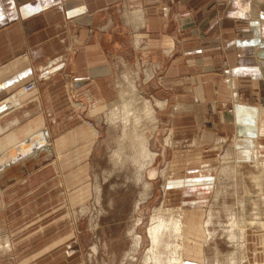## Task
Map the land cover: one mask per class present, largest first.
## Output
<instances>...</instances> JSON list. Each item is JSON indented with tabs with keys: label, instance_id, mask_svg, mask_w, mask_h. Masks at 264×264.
<instances>
[{
	"label": "crops",
	"instance_id": "crops-1",
	"mask_svg": "<svg viewBox=\"0 0 264 264\" xmlns=\"http://www.w3.org/2000/svg\"><path fill=\"white\" fill-rule=\"evenodd\" d=\"M200 1L188 6L180 0H0L2 255H11L17 242L11 235L13 228L10 229V211L14 207L11 204L22 195V190L27 192L36 188L35 184L41 177L37 173L49 167V171H56L58 176L61 171H73L72 174L77 173V176L91 166L88 161L101 130L90 125L89 120L83 116L75 115L58 120L69 108H84L82 103L77 104L74 99L71 100L73 93L89 94L90 109L87 115L96 118L99 123L103 122L107 116L106 109L120 106L122 91L134 90L140 93L137 78L143 75V65L147 68L143 75L144 82L157 77V81H153L159 89L169 87L178 91L184 86L183 76L194 73L192 82L195 101H177L174 104L178 110L173 113V124L168 131L163 132L161 113L168 111L169 100L155 98L153 102L141 95L155 108L156 121L153 122L155 126L151 135L161 138L166 146H174L173 135L186 130V127L182 129L177 126L178 122L185 121L192 114L191 122L199 125V120L202 122L201 119L206 118L205 113L209 107L218 113L219 106L227 102L220 96L221 91L228 95L230 93L233 105L231 128L236 148L231 149V152L227 151L226 155L232 154V158L235 157L234 160L244 168L246 165L254 167L257 173L253 171L252 178L257 186L263 187L264 0H230L224 7L217 4L202 5ZM219 8H224L222 11L225 15L213 22L224 30L203 38L197 20L207 15L205 13ZM244 25L246 26L243 27ZM234 26L242 30L241 37L234 35ZM195 44L206 45L186 51V46ZM180 55L189 58L190 66L186 67L185 63H170L171 59L176 56L179 59ZM129 58L136 60L135 77L128 71ZM218 60H225L227 69L223 79L217 81L218 75L211 72L214 71L211 68L215 67ZM244 74H253L252 82L259 92L260 105H252L240 99L239 77ZM31 82L36 87L26 91L25 86ZM223 85L229 88L220 90ZM9 95L11 96L7 98ZM196 101L200 103H195ZM197 107L201 109L200 117ZM218 119L224 127L228 125L229 120L224 112L219 113ZM79 123L76 128L69 130L70 126ZM52 124L54 126L51 127ZM62 125H67L68 128L64 133L61 132L64 127ZM166 133L168 136L163 138ZM224 139H218V142ZM255 152H258V161L253 160ZM155 155L156 160L157 152ZM65 163H68V167H65ZM153 165L147 170L151 181L159 174V170ZM152 171L156 174L153 177L150 175ZM177 174L182 175L181 172ZM78 182L83 183L78 179L74 183ZM31 192V196L23 198L22 204L29 203V198L36 195L34 191ZM76 192L79 197L76 201H71L70 216L73 215L76 204L83 205L86 198L90 197L91 184L82 185ZM182 193V203L186 201L185 215L188 222L185 264H215L219 260L217 254L213 258L207 254V248L211 245L209 235L212 233L206 221L208 218L211 220V214L208 207L201 205L208 201L191 203L195 196L191 199L185 191ZM63 196L65 197V193ZM36 211L35 207L30 212H23L28 216ZM243 235V264H264V244L260 251L256 247L252 251L250 246L251 236L254 235L264 243V224L262 227L248 226ZM56 240L49 244V248L56 244ZM20 242L24 246L30 243L29 239L22 238ZM28 249L27 253L25 251L24 255L18 256L19 264H29L32 259L35 261L38 253L34 252L37 248ZM70 251L72 250L67 251L68 255ZM66 259L67 264L75 261L74 255Z\"/></svg>",
	"mask_w": 264,
	"mask_h": 264
},
{
	"label": "rangeland",
	"instance_id": "rangeland-1",
	"mask_svg": "<svg viewBox=\"0 0 264 264\" xmlns=\"http://www.w3.org/2000/svg\"><path fill=\"white\" fill-rule=\"evenodd\" d=\"M228 1L230 0H201L200 4H217V6L224 7L229 3ZM180 2L189 6L199 3V0H180ZM223 9L219 8V10L205 13L207 15L204 14L205 16L197 20V26L201 28L200 34L204 36L203 38L224 30L219 25H215V21L213 22L214 19L225 15ZM237 28L238 26L233 28L234 35L241 37L242 30ZM202 41L204 42L205 39ZM202 45L206 44L190 45L185 49L191 51ZM186 55H180L179 59H176V56L170 60V63H185L186 67L190 66L188 55ZM135 61L133 58H129L127 61L129 63L128 71L134 77L137 70ZM225 62V60H218L215 67L211 68H214V71L211 72L218 75L217 81L224 77V71L227 69ZM146 70L147 68L143 65V75ZM193 74L187 73L183 76L184 86L178 91L169 89L168 86V89H159L153 81H157V77H154L152 81L144 82L145 76L141 75V78H137L140 93L134 90L122 91L120 106L116 105L109 110L106 109L107 116L100 123L96 118L87 115V111L90 109L89 94L85 92L79 93V95L73 93L71 100L74 99L77 104L82 103L84 108H69L67 113L58 117V120L75 115L83 116L89 120L90 125L93 124L101 130L99 139L94 143L93 154L88 161L91 162V166L77 176V173L72 174L73 171H61L58 176L56 171H49V167L37 173L41 177L35 184L36 188L27 192L22 190V195L11 204L14 207L10 211L12 214L10 229L13 228L11 235L17 239V242L11 255L0 253V264H19L18 256L24 255L25 251L27 253L28 247L37 248L34 254L38 253L35 256V261L32 259L28 262L29 264H67L66 258H71L73 255L75 261L70 264H159L161 259L164 261L163 264H168L171 254L176 253L173 244H171L174 241L169 237V231L164 232L166 237L163 240L165 242L157 245L163 247L167 243L161 249L162 247L152 244L153 240L149 229L155 216H163V220L168 222L170 212L176 215L177 210H187L186 201L182 203L184 200L182 192L184 191L191 199L193 195L195 196L191 203L208 201V203L201 204L208 207V212L211 214L208 225L212 235L209 240L211 245L207 248L208 257L213 258L217 254L219 260L215 264H233L232 256L234 255V264H243L245 243L243 233L250 225L262 227L264 224V218H259L264 217V181H261L263 187L257 186V182L252 178L256 169L248 165L244 168L240 166V162L234 160L235 157L232 158V154L226 155L227 151L231 152L236 148L234 145L235 135L231 128L233 126V105L230 102V93L228 95L221 91L220 96L227 100V104L219 106L218 113H215L214 108L209 107L205 113L206 118L201 119L202 122L199 120V125L191 122L192 114L185 121L178 122L177 126L186 127V130L178 131L173 135L174 146H166L161 138L158 139L156 135H151L155 126L153 122L156 121L155 108L152 107V114H149L144 112L145 106L139 103L138 105L142 108H135L132 117H126L121 112L123 104L132 100L143 102L144 97L153 100V102L155 98L169 100L168 111L161 113V125H164L163 132L170 130L173 124L171 121L173 113H177L178 110L174 104L177 101H195ZM229 77H227L228 80ZM158 78L161 85L160 76ZM253 78V74H244L239 77V97L244 102L260 105V95L257 87L253 85ZM224 87L228 86L223 85L220 90H223ZM25 88H29V85ZM195 103L200 102L196 101ZM196 109L198 117H200L201 109L198 107ZM220 112H224L229 120L226 127L219 122ZM125 119L129 120L128 123L124 122ZM135 119L140 120L137 129L134 126ZM80 121L82 122V119ZM78 125L80 123L70 126L69 130ZM67 129V125H65L61 132L64 133ZM136 133L144 135L147 141L148 154H139V163H136L134 158L140 149L133 145V135ZM166 136H168L167 133L163 138ZM221 138L225 139L218 142V139ZM155 152L158 154L156 160ZM152 156H154L153 160H151ZM65 164V167H68V163ZM203 164L205 165L202 168L211 167L214 179L211 183L209 182V172L202 168L199 169ZM152 165L159 170L154 181L148 178L149 173L147 172ZM70 166L73 167L71 164ZM162 169L166 171L161 172ZM178 172H181L182 175L177 174ZM150 175L153 177L156 174L152 171ZM169 178L172 179L169 180ZM77 179L82 180L83 183L75 184ZM86 184H91L90 197L86 198L85 204H76V209L70 216L71 201L78 199L79 193L76 191ZM31 191H34L36 195L29 198V203L22 204L23 198L33 194ZM63 193H65V197ZM189 206L193 207L194 205ZM33 207L37 209L33 215H24L33 210ZM39 207L42 208L39 209ZM23 209L26 213L23 212ZM164 211L165 213H163ZM251 237L252 251L254 247L260 251L259 249L264 243L255 235ZM20 238L29 239L30 243L24 246L20 242ZM55 240L56 244L49 248V244ZM68 250L73 252L70 251L68 255ZM160 252L161 254H159ZM166 254L168 255L166 256ZM163 256H166L165 260H163Z\"/></svg>",
	"mask_w": 264,
	"mask_h": 264
},
{
	"label": "bare ground",
	"instance_id": "bare-ground-1",
	"mask_svg": "<svg viewBox=\"0 0 264 264\" xmlns=\"http://www.w3.org/2000/svg\"><path fill=\"white\" fill-rule=\"evenodd\" d=\"M32 83V85H33V87L31 88V89H29V90H27L26 88H25V90L26 91H30V90H33L35 87H36V85H35V83L34 82H31ZM30 84V83H29ZM28 85V84H27ZM26 85V86H27ZM25 86V87H26ZM136 101H138V100H136ZM136 101H131V102H129V103H126V104H123V106H122V109H121V112L123 113V115L124 116H126V117H128V116H131L132 115V113H134V109L135 108H139L140 109V105H138L139 103L140 104H142L143 106H145V108H146V110L144 111V112H148L149 114H152V110H153V108H152V106H151V103H150V101H148L147 99H144L143 100V102L141 101H138V102H136ZM161 105V104H160ZM139 106V107H138ZM142 108V107H141ZM152 109V110H151ZM132 117V116H131ZM128 119H125L124 120V122L125 123H128ZM139 122H140V120H138V119H135L134 120V126H135V129H137V128H139ZM128 128V127H127ZM134 137H133V139H134V142H133V145L135 146V147H138V149H139V152H137L136 153V156L134 157L135 158V162L136 163H139L140 162V156H139V154H141V155H144V154H148V152H147V146H146V144H147V141H146V139H145V136L144 135H139L138 133H136L135 135H133ZM141 150V151H140ZM258 150V149H257ZM258 153V152H257ZM257 153L255 152L252 156H253V160H257L258 161V157H257ZM153 158H154V156H152V158H151V160H153ZM150 160V161H151ZM254 162V161H253ZM256 162V161H255ZM261 162V161H260ZM151 163V162H150ZM143 167V166H142ZM202 169H205V170H207L208 172H209V182L211 183L212 182V180H214L213 179V175H212V171H211V167H208V166H205L204 168H202ZM144 170H145V168H144ZM224 171V170H223ZM172 178H169V180H171ZM157 212H159V211H157ZM177 213H176V215H174V213H172V212H170L169 214H170V219H169V221L167 222V221H165V220H163V216L162 217H160V216H158V217H154L152 220H153V222L151 223V226H150V229H149V231H150V235H151V237H152V240H153V243L152 244H156V247H159V246H157L158 244H161V243H164L165 241L163 240V238L165 239V235H164V232L165 231H169V237L170 238H172L171 240H173L174 241V243H172L171 241H169V242H171V244H173V246H174V250H175V254H173L172 252V254H171V258H169L170 259V261L168 262V264H185V261H186V259H185V257H184V249H185V244H186V239L188 238V236H187V219H186V215H185V211H184V209H181V210H177L176 211ZM163 213H165V211L163 212ZM166 213H167V211H166ZM166 217V216H165ZM210 223V219L208 218L207 219V221H206V224L208 225ZM233 223V222H232ZM209 228V227H208ZM167 235V234H166ZM211 235V234H210ZM210 235H209V237H210ZM168 236V235H167ZM169 239V238H168ZM167 239V240H168ZM167 244V243H166ZM165 244V245H166ZM165 245H163V247L162 246H160V248L161 249H163L164 248V246ZM168 245H169V243H168ZM167 245V246H168ZM154 247V246H153ZM172 248V247H171ZM159 249V248H158ZM156 250H157V248H156ZM160 251V250H159ZM161 252H163V250L161 251ZM161 252L159 253V254H161ZM167 252V251H166ZM155 253V252H154ZM158 253V252H157ZM156 253V254H157ZM169 253V252H168ZM163 255H164V252L162 253ZM168 254H166V256H167ZM165 256V257H166ZM234 256V255H233ZM232 256V263L234 264V257ZM154 258L156 257L155 255L153 256ZM158 257V256H157ZM164 256H163V260H165L164 258H165ZM159 259V258H158ZM157 259V260H158ZM168 260V259H167ZM164 263V261H162V259L160 260V262H159V264L160 263ZM162 263V264H163ZM165 263H167L166 261H165ZM231 263V262H230Z\"/></svg>",
	"mask_w": 264,
	"mask_h": 264
},
{
	"label": "built area",
	"instance_id": "built-area-1",
	"mask_svg": "<svg viewBox=\"0 0 264 264\" xmlns=\"http://www.w3.org/2000/svg\"><path fill=\"white\" fill-rule=\"evenodd\" d=\"M29 88H27V90L31 89L33 87L32 83L28 84Z\"/></svg>",
	"mask_w": 264,
	"mask_h": 264
}]
</instances>
